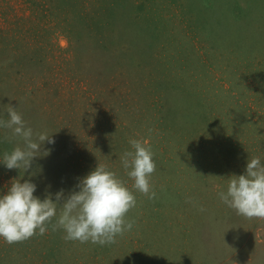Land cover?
<instances>
[{"label": "rangeland", "instance_id": "rangeland-1", "mask_svg": "<svg viewBox=\"0 0 264 264\" xmlns=\"http://www.w3.org/2000/svg\"><path fill=\"white\" fill-rule=\"evenodd\" d=\"M10 105L54 143L9 170L3 154L23 141L0 127V195L30 180L55 202L101 164L137 205L115 244L49 225L0 238V264H264V220L218 195L264 164V0H0V120ZM130 139L155 154L154 199L123 167Z\"/></svg>", "mask_w": 264, "mask_h": 264}, {"label": "clouds", "instance_id": "clouds-1", "mask_svg": "<svg viewBox=\"0 0 264 264\" xmlns=\"http://www.w3.org/2000/svg\"><path fill=\"white\" fill-rule=\"evenodd\" d=\"M7 113L9 119L0 120V127L11 129L13 136L23 141V147L5 152L3 163L9 170L27 172L41 153V146L45 142L54 143V140L46 132L34 134L17 108L10 105ZM129 143L134 151L123 153L120 159L127 176L134 181L132 188L154 199L156 193L152 190L151 177L156 171L155 154L147 141L130 139ZM77 187L79 191H73L67 198L63 190L56 193L53 202L51 193L43 200L35 196L37 186L30 180L22 183L14 179L7 194L0 195V238L9 245L20 243L34 235H44L51 225L53 231L63 229L66 241L105 246L115 244L118 236L132 230L135 221L128 220L127 216L136 207L137 199L115 172L99 164ZM218 195L221 202L238 215L249 220H264V164L261 159L251 158L245 173L233 175L227 190Z\"/></svg>", "mask_w": 264, "mask_h": 264}]
</instances>
